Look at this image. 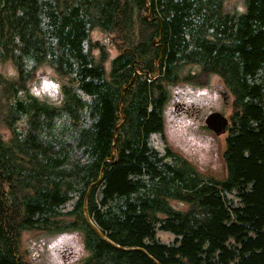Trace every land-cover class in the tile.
<instances>
[{"label":"trees","instance_id":"trees-1","mask_svg":"<svg viewBox=\"0 0 264 264\" xmlns=\"http://www.w3.org/2000/svg\"><path fill=\"white\" fill-rule=\"evenodd\" d=\"M228 1L0 0V65L17 73L0 74V264H26L29 231L81 232V264H264V0ZM41 68L60 104L29 93ZM210 75L233 97L224 178L150 143L169 87Z\"/></svg>","mask_w":264,"mask_h":264},{"label":"rangeland","instance_id":"rangeland-1","mask_svg":"<svg viewBox=\"0 0 264 264\" xmlns=\"http://www.w3.org/2000/svg\"><path fill=\"white\" fill-rule=\"evenodd\" d=\"M244 0H229V8L242 11ZM92 39L107 45L111 58L119 54L112 46L108 36L98 30L92 32ZM99 51H95L98 56ZM197 74L199 69L188 66L183 74ZM0 74L15 80L17 73L10 63L0 65ZM264 75V73H260ZM261 75V76H262ZM63 81L51 69L41 68L29 83V93L53 104L62 100ZM185 108V109H184ZM212 112H220L229 120L233 112V97L216 75L207 77L205 85L182 82L169 87V98L165 105V128L161 135H151V145L161 153L168 146L183 158L190 161L200 172L209 173L216 178L226 176L223 159L225 138L228 132L217 136L207 128L205 120ZM58 126H61L60 124ZM2 135L9 138L10 130L1 129ZM76 199L68 203L64 210H70ZM175 207L183 209L184 204L174 202ZM157 240L172 243L175 236L166 231H157ZM20 252L26 264H81L89 255L84 237L79 231L65 232H24L20 242Z\"/></svg>","mask_w":264,"mask_h":264},{"label":"water","instance_id":"water-1","mask_svg":"<svg viewBox=\"0 0 264 264\" xmlns=\"http://www.w3.org/2000/svg\"><path fill=\"white\" fill-rule=\"evenodd\" d=\"M205 124L208 129L213 131L217 136H222L227 133L228 127L230 124V120L222 113L220 112H212L209 114L205 120ZM87 211V209H86ZM87 219L89 220L90 224V218L88 214L86 213ZM94 230L99 234L100 237L105 239L106 241H109L105 238V236L100 232L99 228L93 224H91Z\"/></svg>","mask_w":264,"mask_h":264},{"label":"flooded vegetation","instance_id":"flooded-vegetation-1","mask_svg":"<svg viewBox=\"0 0 264 264\" xmlns=\"http://www.w3.org/2000/svg\"><path fill=\"white\" fill-rule=\"evenodd\" d=\"M185 109V108H184Z\"/></svg>","mask_w":264,"mask_h":264}]
</instances>
